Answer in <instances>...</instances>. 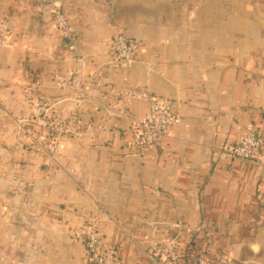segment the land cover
<instances>
[{
	"label": "crops",
	"instance_id": "1",
	"mask_svg": "<svg viewBox=\"0 0 264 264\" xmlns=\"http://www.w3.org/2000/svg\"><path fill=\"white\" fill-rule=\"evenodd\" d=\"M0 22V264H88L94 217L119 264H264V167L227 153L264 141V0H0ZM118 33L140 44L130 61L112 56ZM77 70L83 97L62 86ZM152 95L180 121L141 148ZM53 113L78 130L40 151L37 115ZM169 239L178 260L153 261Z\"/></svg>",
	"mask_w": 264,
	"mask_h": 264
},
{
	"label": "built area",
	"instance_id": "2",
	"mask_svg": "<svg viewBox=\"0 0 264 264\" xmlns=\"http://www.w3.org/2000/svg\"><path fill=\"white\" fill-rule=\"evenodd\" d=\"M53 1V0H50ZM111 2L113 0H103ZM53 17L57 28L62 32L63 37L71 50H76L77 45L74 33L71 29L67 16L59 5L54 4ZM10 33L4 22H0V44L9 42ZM140 44L137 40L130 38L124 33L116 34L110 41L109 48L114 60L119 62L130 61L138 53ZM79 67L84 66L82 59L78 60ZM63 87L71 88L80 97H83L82 72L77 70L71 77L62 81ZM151 102L149 114L141 119L133 121L135 129V143L141 148L148 146L163 147L164 139L169 135L172 126L180 121V116L171 110V101L163 96H147ZM40 108L47 112L48 104L41 101ZM43 115V114H42ZM48 128L56 127V134L61 136L67 133L71 126L77 127L78 120L75 116L63 123H58L56 115L50 114L43 117ZM229 155L237 158L258 162L264 167V141L255 135H245L236 146L229 148ZM85 258L88 264H119L114 246L108 245L104 240L102 231V220L98 217L87 221L86 232L84 234ZM149 256L153 261L165 258L170 263H175L179 255L177 253V242L169 239L163 242L157 251H149ZM197 264H211L203 254L197 258Z\"/></svg>",
	"mask_w": 264,
	"mask_h": 264
},
{
	"label": "rangeland",
	"instance_id": "3",
	"mask_svg": "<svg viewBox=\"0 0 264 264\" xmlns=\"http://www.w3.org/2000/svg\"><path fill=\"white\" fill-rule=\"evenodd\" d=\"M42 101V100H41ZM41 101H40V99H38V107H39V105H40V103H41ZM150 111V110H149ZM149 114V113H148ZM147 114V115H148ZM146 115V116H147ZM37 117L39 118V119H41L42 118V120H43V123L41 122V120H39L38 118V121L40 122V123H38V125H40V127H37L36 128V130L35 129H33L32 131H33V133H34V135H32V137H31V143H32V145L36 148V149H38V150H42L43 151V149L45 148V146L46 145H44V140L46 139V137L48 138V144H49V147L50 148H48V149H51L52 151H54V150H57V147H58V143H59V141L61 140V138L60 137H62V135L61 136H58V134H56V131H58V129H56V127L54 126V127H52V128H48L47 126H46V124L44 123L45 122V120H44V118L40 115V117H39V115H37ZM68 132L67 133H64V134H73L74 132H77V130H78V128H76L75 126H71V127H69L68 128ZM45 138V139H44ZM101 219V218H100ZM102 220V219H101Z\"/></svg>",
	"mask_w": 264,
	"mask_h": 264
},
{
	"label": "water",
	"instance_id": "4",
	"mask_svg": "<svg viewBox=\"0 0 264 264\" xmlns=\"http://www.w3.org/2000/svg\"><path fill=\"white\" fill-rule=\"evenodd\" d=\"M124 62H127V61H124Z\"/></svg>",
	"mask_w": 264,
	"mask_h": 264
}]
</instances>
